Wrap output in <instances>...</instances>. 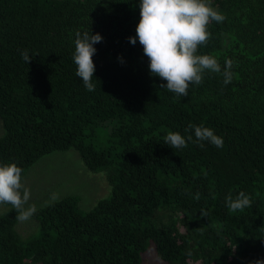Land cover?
<instances>
[{
  "label": "trees",
  "instance_id": "trees-1",
  "mask_svg": "<svg viewBox=\"0 0 264 264\" xmlns=\"http://www.w3.org/2000/svg\"><path fill=\"white\" fill-rule=\"evenodd\" d=\"M226 19L197 54L217 58L233 79L205 72L178 97L149 73L136 36L140 0H0V163L23 170L74 148L103 170L110 196L87 212L77 195L39 207L38 235L21 237L10 204L0 214V264H255L264 259V0H211ZM99 33L94 91L76 75L75 33ZM32 56L26 63L21 52ZM189 124L223 138L195 142ZM107 128L106 147L92 138ZM168 132L193 141L173 149ZM244 191L251 207L231 212ZM19 229V228H18Z\"/></svg>",
  "mask_w": 264,
  "mask_h": 264
},
{
  "label": "clouds",
  "instance_id": "clouds-1",
  "mask_svg": "<svg viewBox=\"0 0 264 264\" xmlns=\"http://www.w3.org/2000/svg\"><path fill=\"white\" fill-rule=\"evenodd\" d=\"M226 17L211 4V0H140V20L136 27V36L129 37L135 45L137 39L143 47L144 55L149 59V73L158 76L166 84L160 88L174 93L178 97L188 96L190 85L203 83L205 72L221 73L224 85L233 79V60L226 59L223 71L217 58L207 54H197L198 48L207 43L211 33L208 25L213 21L223 22ZM102 41L99 33L84 30L75 33V51L73 60L76 75L88 91L95 90L92 81L95 72L93 55L95 44ZM26 63L32 56L28 50L21 52ZM194 129L195 142L204 147V141L217 148L223 147V138L210 127L203 124H189L185 132ZM193 141V135L187 137L179 132H168L164 143L173 149L184 148ZM22 168L15 162L0 163V205L10 204L17 213L16 219L24 222L37 211L35 203H29L31 190L22 182ZM59 201V193L52 192L46 202L54 205ZM231 212L243 211L251 207L250 195L240 191L235 198L231 193L226 197ZM255 264H264L258 259Z\"/></svg>",
  "mask_w": 264,
  "mask_h": 264
},
{
  "label": "rangeland",
  "instance_id": "rangeland-1",
  "mask_svg": "<svg viewBox=\"0 0 264 264\" xmlns=\"http://www.w3.org/2000/svg\"><path fill=\"white\" fill-rule=\"evenodd\" d=\"M107 130V128L98 129L91 142L95 146L106 147ZM3 134L4 129L0 118V136ZM22 182L31 190L29 203H35L37 208L46 206L50 193L57 192L59 199L67 195H77L79 209L87 212L96 205L98 200L109 197L111 191L104 171L89 170L74 148L54 151L42 156L27 169ZM8 208L6 205H0V214ZM16 226L21 237L38 235V225L32 217L24 222L18 220ZM158 263L159 260L151 245L142 254V264Z\"/></svg>",
  "mask_w": 264,
  "mask_h": 264
}]
</instances>
